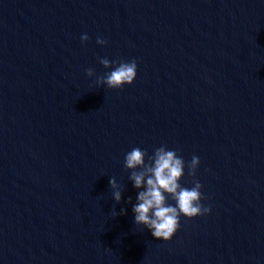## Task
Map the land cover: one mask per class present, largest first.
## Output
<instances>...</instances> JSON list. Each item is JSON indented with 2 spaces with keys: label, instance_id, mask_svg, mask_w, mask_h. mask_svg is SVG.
Here are the masks:
<instances>
[{
  "label": "water",
  "instance_id": "1",
  "mask_svg": "<svg viewBox=\"0 0 264 264\" xmlns=\"http://www.w3.org/2000/svg\"><path fill=\"white\" fill-rule=\"evenodd\" d=\"M161 145L211 208L166 241L123 163ZM0 264H264V0H0Z\"/></svg>",
  "mask_w": 264,
  "mask_h": 264
},
{
  "label": "clouds",
  "instance_id": "2",
  "mask_svg": "<svg viewBox=\"0 0 264 264\" xmlns=\"http://www.w3.org/2000/svg\"><path fill=\"white\" fill-rule=\"evenodd\" d=\"M88 39L86 33L81 34L82 42ZM96 42L100 45L107 43L99 36ZM100 63L110 70L98 79L97 83L102 82L109 88L121 89L132 84L137 76L138 65L135 58L119 62L101 58ZM93 72L91 67L86 69L88 76ZM123 163L124 167L130 170L129 179L133 187L138 190L136 202L132 204L134 223L147 228L153 237L170 240L180 227L181 216L194 218L211 211L210 206L202 203L205 197L202 193L203 186L198 179H193L191 187H186L180 182L186 167L188 175L195 177L200 164L198 156L193 155L186 163L176 150L163 145L156 147L151 155L145 149L133 147L125 153ZM108 183L112 188V198L120 202L122 186L114 177H110ZM128 199L130 201L131 197ZM125 211L120 210L121 213ZM112 215L117 213L113 210Z\"/></svg>",
  "mask_w": 264,
  "mask_h": 264
}]
</instances>
